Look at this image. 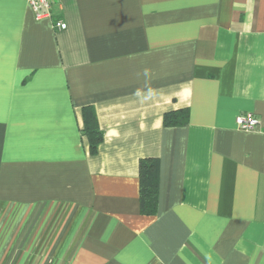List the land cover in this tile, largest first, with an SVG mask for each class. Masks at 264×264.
<instances>
[{"label": "crops", "instance_id": "obj_1", "mask_svg": "<svg viewBox=\"0 0 264 264\" xmlns=\"http://www.w3.org/2000/svg\"><path fill=\"white\" fill-rule=\"evenodd\" d=\"M247 112L264 125V0H55L42 18L0 0V264H264V132L238 126Z\"/></svg>", "mask_w": 264, "mask_h": 264}, {"label": "trees", "instance_id": "obj_2", "mask_svg": "<svg viewBox=\"0 0 264 264\" xmlns=\"http://www.w3.org/2000/svg\"><path fill=\"white\" fill-rule=\"evenodd\" d=\"M184 112L170 111L164 115L165 125L184 123ZM83 134L88 138L91 153H96L103 140L95 110L86 106L83 110ZM140 206L145 214H154L157 207L159 161L157 158H144L140 162Z\"/></svg>", "mask_w": 264, "mask_h": 264}, {"label": "built area", "instance_id": "obj_3", "mask_svg": "<svg viewBox=\"0 0 264 264\" xmlns=\"http://www.w3.org/2000/svg\"><path fill=\"white\" fill-rule=\"evenodd\" d=\"M35 11L37 18L51 17L53 14V5L55 0H27ZM57 1V0H56ZM55 26L58 29H66L67 23L63 20H56ZM236 122L242 129L250 130L260 128L264 132V125L260 119L251 112L243 113L237 116Z\"/></svg>", "mask_w": 264, "mask_h": 264}]
</instances>
